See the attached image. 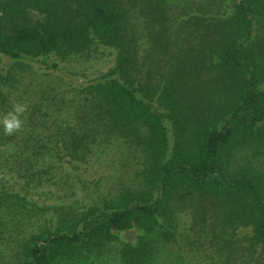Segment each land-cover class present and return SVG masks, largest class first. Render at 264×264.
I'll return each mask as SVG.
<instances>
[{
	"label": "rangeland",
	"instance_id": "1",
	"mask_svg": "<svg viewBox=\"0 0 264 264\" xmlns=\"http://www.w3.org/2000/svg\"><path fill=\"white\" fill-rule=\"evenodd\" d=\"M166 1L171 5L169 14L181 22L201 10L206 22L217 12L226 16L239 0ZM141 12L133 6L126 18L132 28L127 32H134L133 74L137 82L158 86L173 75L171 64L182 63L184 73L180 70L175 76V97L185 129L182 134L188 137L199 126L198 121L222 104V76L214 66L215 54L209 53L211 40L219 35L204 30L196 21L181 32L185 24L173 19L170 28L163 24L164 16L157 14L152 24L157 33L155 43L168 45L162 52L152 46V26H145L147 15ZM179 36L183 37L180 43ZM251 36L264 89V11L252 19ZM161 39L167 40L156 42ZM116 54L113 46L92 44L65 59L48 55L47 62L57 63L55 69L29 60L11 69L12 80L0 89V119L16 104L25 106L26 111L20 115L21 129L12 135H5L0 124V264H16L29 236L52 231L91 207L116 201L142 187L148 169L146 130L123 125L111 128L106 117H99V108L83 88L108 73ZM10 66L11 61L0 56V71ZM75 138L87 146L78 149L81 159L70 160V144ZM68 159L70 162L65 161ZM228 167L250 173L264 203V132L236 147ZM15 193L20 198L11 196ZM240 208L197 191L174 192L166 216L159 218L155 230L143 235L134 229L113 232L103 245L83 251L68 263L264 264V246L250 238V218ZM139 237L152 246L147 256L134 263L128 250Z\"/></svg>",
	"mask_w": 264,
	"mask_h": 264
},
{
	"label": "trees",
	"instance_id": "2",
	"mask_svg": "<svg viewBox=\"0 0 264 264\" xmlns=\"http://www.w3.org/2000/svg\"><path fill=\"white\" fill-rule=\"evenodd\" d=\"M232 5L226 16L217 12L205 22L199 8L200 14L182 18L181 22L169 14L171 5L166 0L0 1V56L12 64L0 71V89L12 80L11 69L22 66L23 60L55 69L57 63L46 60L50 54L65 59L92 44L113 46L117 48L113 67L83 88L99 108V117H106L111 128L143 127L148 149V169L140 189L103 206L91 207L52 231L29 236L16 264H70L68 261L83 251L89 252L91 247L110 240L113 232L134 229L142 235L150 233L159 218L166 216L168 200L178 191H197L241 206L240 211L250 218V238L264 246V203L256 181L250 173L228 167L236 147L264 132V89L260 87L257 55L253 54L256 42L251 36L252 19L262 15L264 0H239ZM133 6L147 15L145 26H152V46L162 52L167 51L168 45L155 43L157 33L152 24L157 14L164 16L163 24L170 28V21L175 19L174 23L185 24L181 32L186 31L188 23L196 21L204 30L219 35L211 40L209 53L215 54L214 66L222 76V104L198 121L199 126L188 137L182 134L185 129L177 114L179 104L175 97V76L180 70L184 73L182 63L171 64L169 71L173 75L158 86L137 82L133 74L134 32H127V28H132L126 24ZM85 145L87 142L73 139L69 159H81L78 149ZM69 159L65 161L70 162ZM11 196L20 198L16 193ZM140 240L139 237L128 250L134 263L147 256L152 246L149 240L147 245Z\"/></svg>",
	"mask_w": 264,
	"mask_h": 264
},
{
	"label": "clouds",
	"instance_id": "3",
	"mask_svg": "<svg viewBox=\"0 0 264 264\" xmlns=\"http://www.w3.org/2000/svg\"><path fill=\"white\" fill-rule=\"evenodd\" d=\"M26 111V107L20 104L13 106V110L8 112L2 119H0V124L3 125V130L5 135H12L17 132L22 127V120L20 115Z\"/></svg>",
	"mask_w": 264,
	"mask_h": 264
}]
</instances>
